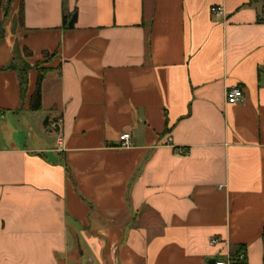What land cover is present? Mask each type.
Wrapping results in <instances>:
<instances>
[{
	"label": "crops",
	"instance_id": "crops-1",
	"mask_svg": "<svg viewBox=\"0 0 264 264\" xmlns=\"http://www.w3.org/2000/svg\"><path fill=\"white\" fill-rule=\"evenodd\" d=\"M0 23V264H264V0H0ZM22 61L50 69L39 111Z\"/></svg>",
	"mask_w": 264,
	"mask_h": 264
},
{
	"label": "trees",
	"instance_id": "trees-1",
	"mask_svg": "<svg viewBox=\"0 0 264 264\" xmlns=\"http://www.w3.org/2000/svg\"><path fill=\"white\" fill-rule=\"evenodd\" d=\"M19 16L20 22L23 24L24 22V2H21L20 9H19ZM77 23V12H74L71 16L66 14L63 15V26L68 29H72L75 27ZM26 55H31V52L26 49ZM43 63H37L34 66L29 65L25 61L22 62H15L6 69H14L19 73V79L21 84V96L23 102L26 99L27 91H28V84H29V73L32 69H37L39 72L37 84L34 93L31 96L29 109L31 111H39L42 109V84L45 79L46 74L50 70L49 68L44 66ZM47 123V121L45 122ZM243 253V251L237 252V254H232L234 258H238V256ZM241 261L239 259L235 260L234 263Z\"/></svg>",
	"mask_w": 264,
	"mask_h": 264
},
{
	"label": "built area",
	"instance_id": "built-area-1",
	"mask_svg": "<svg viewBox=\"0 0 264 264\" xmlns=\"http://www.w3.org/2000/svg\"><path fill=\"white\" fill-rule=\"evenodd\" d=\"M211 12L214 17H224L226 15L225 9L221 5H216L211 8ZM244 90L240 86H233V88H229L226 92V99L229 104H234L243 100ZM50 128L57 134L58 145L61 147L64 143L63 129L61 125V121H53L50 124ZM120 147L128 148L132 145V136L130 133H123L120 136ZM211 245H217L220 243V239L217 237L211 238ZM244 258V254H240L237 259ZM233 256L228 257H219V260L216 264H233L235 260H237Z\"/></svg>",
	"mask_w": 264,
	"mask_h": 264
},
{
	"label": "water",
	"instance_id": "water-1",
	"mask_svg": "<svg viewBox=\"0 0 264 264\" xmlns=\"http://www.w3.org/2000/svg\"><path fill=\"white\" fill-rule=\"evenodd\" d=\"M218 260H219V258L211 259V260H209V264H216Z\"/></svg>",
	"mask_w": 264,
	"mask_h": 264
},
{
	"label": "rangeland",
	"instance_id": "rangeland-1",
	"mask_svg": "<svg viewBox=\"0 0 264 264\" xmlns=\"http://www.w3.org/2000/svg\"><path fill=\"white\" fill-rule=\"evenodd\" d=\"M8 17V16H7ZM18 19H19V21H20V16L18 17ZM3 26V24L2 23H0V30L3 28L2 27ZM35 128V127H34ZM23 137V136H22ZM33 139H34V136L32 135V138H31V140L33 141Z\"/></svg>",
	"mask_w": 264,
	"mask_h": 264
}]
</instances>
